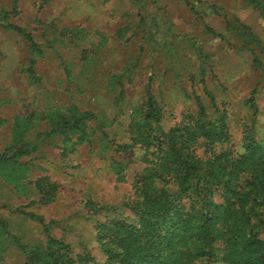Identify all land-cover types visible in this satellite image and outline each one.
<instances>
[{"label":"rangeland","instance_id":"obj_1","mask_svg":"<svg viewBox=\"0 0 264 264\" xmlns=\"http://www.w3.org/2000/svg\"><path fill=\"white\" fill-rule=\"evenodd\" d=\"M1 10L0 229L10 237L0 264L53 240L103 263L98 223L131 215L136 188L177 190L147 177L159 158L136 143L142 134H184L198 154L187 163L218 179L213 201L229 204L190 262L232 264L225 238L239 214L264 240V183L231 190L246 175L225 160L245 156L264 177V0H0ZM196 123L222 141L202 145ZM160 236L156 252L184 264L183 240Z\"/></svg>","mask_w":264,"mask_h":264},{"label":"trees","instance_id":"obj_2","mask_svg":"<svg viewBox=\"0 0 264 264\" xmlns=\"http://www.w3.org/2000/svg\"><path fill=\"white\" fill-rule=\"evenodd\" d=\"M7 13L4 10L0 11V21L7 19ZM9 26L12 27V24ZM26 36L35 46L32 36L28 33ZM196 125L198 129L203 131L199 137L202 145H213L216 141H222L221 137L214 136L213 132L206 133L207 130L204 125L198 123ZM175 129L171 130L172 133L175 132ZM166 137L167 135H165ZM17 138L18 135H15V139ZM134 139L136 143H144L148 149L152 147L153 154L159 158V161L155 163L149 161L152 166L149 168L147 177L152 180L150 174L155 170L157 177L162 174L163 178L169 184L173 183L174 186H172L176 187L177 190H172L169 186H154L152 183L150 186L145 185L143 188H136L141 191V198L130 205L131 215L119 214L109 221L98 223V240L107 255V259L103 263H99L95 256L90 255V253L87 254V252L71 253L67 244L53 240L51 245L47 247L38 245L35 249L29 250L28 246H24L22 252L25 253L26 260L22 264H167L170 253L165 248H163L164 253L163 251L157 253L154 246L157 238L162 237L161 234L174 241L183 240L181 246L184 247V253L187 257L184 264H194L190 262L192 256L195 258L207 253L206 248L208 245L210 247L213 240L210 223L216 218L222 217L224 206L229 205L228 202L216 204L213 201V193L220 188L217 183L218 179L204 180L202 175L205 171L187 163L189 159L191 162H196L192 159L195 157L194 155L198 154L195 147L190 148L184 134L169 135L167 143L163 140L164 138L154 136V134H142V136L138 135ZM222 153L224 154V152ZM244 158L245 156H242L239 161L233 160L231 156H225L228 170L240 173V178L246 175L244 177L246 179L245 187L249 189L244 190L243 178L242 182H236L231 190L239 192L238 194H242L244 191L245 194H253L258 188L253 185L256 177L261 178L263 183L264 177L259 176V167L254 168L252 165L251 168H248L249 165L244 166L242 161ZM0 160H9V157L0 155ZM193 164L197 165L196 163ZM251 176L254 177L252 180ZM192 180L194 183L191 182ZM222 183V189L226 193L228 184L226 180H223ZM52 197L51 194L47 196L48 199H52ZM31 216L35 217L33 214ZM229 216L227 207L225 219H228ZM259 217L260 221H264L263 217ZM245 222L244 213L233 218L225 238L228 243L226 252L232 258V264H264V240ZM9 237L0 229V238L7 239ZM210 251L212 252V248Z\"/></svg>","mask_w":264,"mask_h":264}]
</instances>
